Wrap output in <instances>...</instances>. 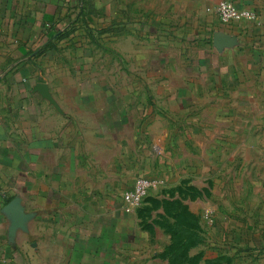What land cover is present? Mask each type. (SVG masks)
Here are the masks:
<instances>
[{
	"label": "rangeland",
	"instance_id": "1",
	"mask_svg": "<svg viewBox=\"0 0 264 264\" xmlns=\"http://www.w3.org/2000/svg\"><path fill=\"white\" fill-rule=\"evenodd\" d=\"M63 1L68 42L45 80L62 112L66 98L71 113L99 116L89 126L115 139L100 173L122 177L101 202L68 201L59 149L39 173L47 192L17 256L264 264V31L215 12L221 1L258 12L260 0ZM138 178L153 187L129 208L123 195Z\"/></svg>",
	"mask_w": 264,
	"mask_h": 264
},
{
	"label": "crops",
	"instance_id": "2",
	"mask_svg": "<svg viewBox=\"0 0 264 264\" xmlns=\"http://www.w3.org/2000/svg\"><path fill=\"white\" fill-rule=\"evenodd\" d=\"M259 2L258 12L253 10L258 22L253 24L264 31V0ZM58 25L64 27L63 0H0V264L30 261L17 256L19 237L36 219L38 195L47 192L39 173L46 164L50 169L49 161L59 149L64 148L68 201L101 202L102 193L110 196L117 191L115 178L122 177L115 168L100 173L101 155L115 139L98 126H89L99 116L71 113V99L66 98L62 112L45 80L47 66L56 64L58 45L68 42L64 35L57 37L56 31L64 29ZM102 176L113 182L102 185ZM12 202L27 219L16 229L8 211Z\"/></svg>",
	"mask_w": 264,
	"mask_h": 264
},
{
	"label": "built area",
	"instance_id": "3",
	"mask_svg": "<svg viewBox=\"0 0 264 264\" xmlns=\"http://www.w3.org/2000/svg\"><path fill=\"white\" fill-rule=\"evenodd\" d=\"M215 12L219 20L224 24L258 22V14L255 11L251 9L238 8L229 1H221L218 3L215 7ZM152 187L153 184L149 179L138 178L135 181L133 189L123 195L124 204L129 208L139 207Z\"/></svg>",
	"mask_w": 264,
	"mask_h": 264
},
{
	"label": "water",
	"instance_id": "4",
	"mask_svg": "<svg viewBox=\"0 0 264 264\" xmlns=\"http://www.w3.org/2000/svg\"><path fill=\"white\" fill-rule=\"evenodd\" d=\"M8 211H10L13 217V228L16 229L18 227H22L23 223L27 220L23 215L22 208H20L16 202H12L8 206Z\"/></svg>",
	"mask_w": 264,
	"mask_h": 264
},
{
	"label": "trees",
	"instance_id": "5",
	"mask_svg": "<svg viewBox=\"0 0 264 264\" xmlns=\"http://www.w3.org/2000/svg\"><path fill=\"white\" fill-rule=\"evenodd\" d=\"M56 35H57V37H60V36L64 35V33L61 30H57Z\"/></svg>",
	"mask_w": 264,
	"mask_h": 264
}]
</instances>
